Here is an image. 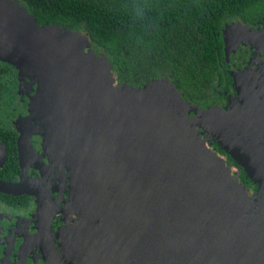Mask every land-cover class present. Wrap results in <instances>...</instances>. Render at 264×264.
<instances>
[{
    "label": "flooded vegetation",
    "instance_id": "flooded-vegetation-1",
    "mask_svg": "<svg viewBox=\"0 0 264 264\" xmlns=\"http://www.w3.org/2000/svg\"><path fill=\"white\" fill-rule=\"evenodd\" d=\"M222 30L224 59L220 63L221 74H217L214 88L203 95H192L176 86L182 97L195 105V109H189L187 113L191 118L192 129L197 126L193 125L195 120L192 117L200 119L195 112L199 108L207 110L219 107L231 111L233 106L238 108L248 105L244 102L246 100L250 103L254 101L256 110L249 115L264 134V17L257 22H245L239 17L229 18ZM100 52L105 53L111 63L107 51ZM113 72L116 79L123 83L140 89L146 85L145 82L120 80L114 69ZM15 77L14 91H4L0 96V142L6 150L4 158L0 155V180L14 183L22 180L21 152L22 149L26 150L31 162L28 177L42 180L49 189L52 201L60 202L52 226L63 264H67L65 254L69 253V242L70 245L89 250L86 255L92 253L91 264H148V258L154 262L155 256H159L165 248L162 239H169L170 234L178 237L181 233L176 224L170 226L168 220H164L167 215L156 217L147 213L148 204L156 208L154 204L158 203L160 189L164 186L154 182H139L137 177L134 178V172L124 168L129 163L128 158L120 167H97L92 176V172H85V168L77 171L67 163L61 176L44 153L43 127L33 111L37 82L32 77L22 79L16 67ZM22 80L24 88L21 91ZM193 105L190 106L194 108ZM207 142L210 143L209 140ZM10 144L15 145L17 153ZM216 146L217 142L214 149L220 156L227 158L238 171L240 179L242 175L247 176L245 167L238 165L229 153ZM32 152L41 162L40 169L33 164ZM123 152L126 158L128 154ZM14 154L17 155L19 174L7 177L16 164ZM96 160L101 162L102 156L98 155ZM47 168L49 174L47 172L46 175L49 177H44L43 172ZM78 172H82L81 178L76 177ZM246 180L242 182L254 185L251 179ZM75 183L80 187L77 193ZM186 196L184 202L188 200ZM41 210L36 195L0 192V264H48L46 250L38 238ZM186 222L188 226L192 224L191 218L188 217Z\"/></svg>",
    "mask_w": 264,
    "mask_h": 264
},
{
    "label": "rangeland",
    "instance_id": "rangeland-1",
    "mask_svg": "<svg viewBox=\"0 0 264 264\" xmlns=\"http://www.w3.org/2000/svg\"><path fill=\"white\" fill-rule=\"evenodd\" d=\"M14 2H18L19 6L23 7L20 0H0L1 62L16 66L22 79L31 76L36 82L37 70L34 63L28 60L30 53L31 55L38 52L44 53L46 48L53 50L58 47L65 51L69 48H78L81 58L85 60V67L93 85L92 103L87 104L86 111L93 115L86 117L84 112L76 110L70 112L68 152L75 145H79L81 151L89 157L85 172H92V176L95 175L98 160L94 163L93 157L99 153L100 145L104 146L103 155L106 156L113 155L115 146L120 141L124 142L125 149L133 152L135 145L132 144L138 140L135 137H139L151 167L156 159L161 157V152L156 150L164 149L163 144L167 133L170 127L177 123V116L174 114H177L175 109L178 105L168 100L163 92L155 96L151 95L153 94L151 92L148 98V93L145 94L143 88L118 81L108 56L100 52L104 49L93 43L83 30L60 25H39L26 12L23 17L8 16L11 14L9 3L14 6ZM2 12H6L7 15L4 16ZM23 51L26 55L22 54ZM27 68L30 70L28 71ZM23 86L24 80L20 84L21 91ZM193 106L194 108L187 105L183 109L188 113L189 109H195V105ZM231 109L230 113L233 114L235 106ZM195 112L201 120L196 116L192 117L195 120L193 125L197 126L195 132L192 130L189 133L185 132L186 140L180 155L182 164L187 162L190 166L202 167L205 181L202 196L205 199L197 201V207L193 209L190 217L192 224L189 223V226L192 227L199 222H203L198 225L201 227L228 221L239 222V224L219 227L215 231L196 237L193 241L195 253L191 264H264V182L258 179L257 182L255 180L252 182L256 187L246 185L227 158L220 156L217 149H214L217 142L216 148L219 147L227 153L234 152L237 148L239 150L237 146L242 144L236 145V142L240 140L236 134L240 126L235 123L236 119L233 117L231 122L234 126L230 121L224 123L227 128L235 127V132L228 131L229 137L226 138L230 143L228 146L219 132L207 125V120L204 121L202 110L199 108ZM199 131L202 132L201 135ZM253 133V139L264 142L263 133L258 135H255L257 134L255 131ZM208 140L210 143L207 142ZM259 147L261 148L257 141L254 147L256 167L260 164L264 166V146L262 149ZM242 156L246 158L245 155L242 154ZM81 160L78 161V170L82 169ZM32 161L35 167L41 168V162L34 157L33 152ZM247 170L251 173V169ZM47 172L49 174L48 168L43 172L44 177H49L46 175ZM82 176V172L77 175L78 178ZM262 178H264L263 175ZM75 187L76 193L79 192V184L75 183ZM181 235L182 233L177 237L175 234H170L169 239L164 237L162 239L166 244L164 250L161 249L163 251L160 255L155 256L154 262L148 258L150 259L148 264H174L181 258L184 252ZM88 251L85 248H78L77 245H70L69 242V253L65 254L67 264H91L92 253L87 256Z\"/></svg>",
    "mask_w": 264,
    "mask_h": 264
},
{
    "label": "water",
    "instance_id": "water-1",
    "mask_svg": "<svg viewBox=\"0 0 264 264\" xmlns=\"http://www.w3.org/2000/svg\"><path fill=\"white\" fill-rule=\"evenodd\" d=\"M14 4L13 6L9 3L11 14L8 16L21 15L23 17L26 12L35 20L24 5L20 7L18 2H14ZM2 13L4 16L7 15L6 12ZM48 25L50 24H46V26ZM22 54L26 55V52L23 51ZM28 60L34 63L37 70L35 73L37 91L33 99V111L38 119H40L43 127L44 153L48 156L52 166L54 168L57 167L61 176H63L67 163H70L71 169H76L78 171L79 159H82L81 167L86 169L89 157L86 153L81 151L79 145H75L70 152L67 150L70 112H74L75 110L84 112L86 113V117H91L93 115L91 112L86 111L87 104L92 103L93 85L89 78V72L85 67V60L81 58V53L78 48H69L68 51H65V49L58 47L53 50L46 48L44 53L38 52L35 55H31L30 53L28 55ZM27 70L29 71L30 69L27 68ZM143 92L145 94L148 93V98L151 92H153L151 95L154 96L159 92H163L168 100L173 101L174 105H178L175 109L177 114L174 112V115L177 116V123L170 127L166 136V141L163 144L164 149L156 150L161 152V157L156 159L150 167L143 142L142 140L140 141L139 137H135L139 141L136 140L133 142L132 145H135L133 147V152L129 149H125L124 142L120 141L116 144L113 155L106 156L103 155L104 146L100 145L99 153L93 157L94 163H96L95 160L99 155L102 156V161L99 163L97 162V167H104L105 169L109 167L116 168L120 167L122 162L126 163V159L128 158L129 163L125 165L124 168L127 169L128 172H134V178L137 177L139 182H147L149 184L154 182V184L160 183L164 186L160 189L162 191L160 192L158 203L154 204L156 208L153 209L152 206L150 207L151 204H148L149 209L147 213H150L152 216L156 215V217L167 215L169 219L166 216L164 220H168L170 226L176 224V228L181 231V236H183L184 251L182 257L179 258L176 264H191L193 262V254L195 253L193 241L196 237L210 231H215L219 227L239 224V222H218L214 225H207L204 227L198 226L203 222H197L198 224H195L194 227L188 226L186 220L193 214V209L197 207V201L205 199V197L202 196L204 193L203 186L205 185L202 167L200 165L193 167L187 162L181 163L180 154L184 140H186L185 132L189 133L191 130L195 132V129H192L191 118L187 115L186 110L183 109L187 107V105L190 106V103L182 97L174 83L168 78L152 80L145 85ZM109 98H112V96H109ZM244 102L248 105L235 108L233 114L230 113L232 110L224 111L219 107H211L210 109L202 110L201 114L204 121L207 120V125L216 129L222 140H224V143L228 146H230L229 141L226 139L227 136L229 137L228 131L229 133L235 132L231 117L236 119L235 123L241 127L237 128L238 133L236 135L240 140L236 142V145H242L237 146L239 150L237 148L234 149V152L230 151L236 158L230 153L229 154L237 163L246 168L247 175L252 181L255 180L257 182L259 179L264 182V178H262V175L264 176V166L261 164L259 167L255 166L256 156L254 155L255 143L258 141L259 146H261V148H259L262 149L264 142L261 143L258 139L252 138L254 134L253 131L257 133L255 135L261 134L262 132L254 125L256 121H252L251 115H249V113L253 114L256 110L253 105L254 101L250 103V101L245 100ZM99 115H101V113H99ZM227 121H230L233 126L230 128H227V126L225 127L224 123ZM123 151L128 154L126 158L123 157V155H125ZM242 154L245 155V159ZM0 155L2 158L6 155L5 147L1 142ZM28 157L27 151L22 149V180L16 183L0 180V192L13 195L29 193L37 196L42 207L39 227L40 232L38 235L39 241L46 250L48 264H63L55 237L53 236L52 226L53 219L59 212L60 202L52 201L49 189L42 180L30 179L28 177L31 168V162ZM248 168L251 169V173L248 172ZM123 171L124 170L121 172ZM79 173L80 172H78L77 175ZM174 186H179L180 188L177 189V187ZM182 194L183 197L181 198L180 195ZM186 194H188V196H186ZM184 195L188 198L187 202H184ZM51 204H53V207ZM174 215L177 216L174 217ZM199 219L202 220V218ZM241 225H244V223H241Z\"/></svg>",
    "mask_w": 264,
    "mask_h": 264
},
{
    "label": "trees",
    "instance_id": "trees-1",
    "mask_svg": "<svg viewBox=\"0 0 264 264\" xmlns=\"http://www.w3.org/2000/svg\"><path fill=\"white\" fill-rule=\"evenodd\" d=\"M20 1L40 25L59 24L86 32L107 51L120 80L147 84L168 78L192 95L214 88L221 74L225 21L239 17L257 22L264 17V0ZM14 78V65L1 62L0 96L14 91ZM10 147L17 153L15 145ZM14 159L7 177L19 174L15 154ZM246 177L250 179L242 175L241 180L247 182Z\"/></svg>",
    "mask_w": 264,
    "mask_h": 264
},
{
    "label": "crops",
    "instance_id": "crops-1",
    "mask_svg": "<svg viewBox=\"0 0 264 264\" xmlns=\"http://www.w3.org/2000/svg\"><path fill=\"white\" fill-rule=\"evenodd\" d=\"M240 107H242V106H240ZM240 107H238V108H240Z\"/></svg>",
    "mask_w": 264,
    "mask_h": 264
}]
</instances>
